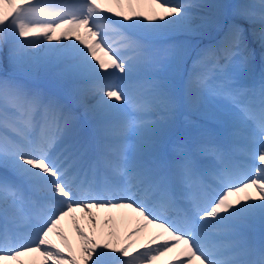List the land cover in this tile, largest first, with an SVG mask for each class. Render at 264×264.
I'll use <instances>...</instances> for the list:
<instances>
[{"label": "snow or ice", "instance_id": "snow-or-ice-1", "mask_svg": "<svg viewBox=\"0 0 264 264\" xmlns=\"http://www.w3.org/2000/svg\"><path fill=\"white\" fill-rule=\"evenodd\" d=\"M5 49L0 264H264V0H0Z\"/></svg>", "mask_w": 264, "mask_h": 264}, {"label": "rangeland", "instance_id": "rangeland-1", "mask_svg": "<svg viewBox=\"0 0 264 264\" xmlns=\"http://www.w3.org/2000/svg\"><path fill=\"white\" fill-rule=\"evenodd\" d=\"M4 58H6V49H5V54H3ZM0 59V74L2 75L5 72H10L11 68L8 64L7 59Z\"/></svg>", "mask_w": 264, "mask_h": 264}, {"label": "bare ground", "instance_id": "bare-ground-1", "mask_svg": "<svg viewBox=\"0 0 264 264\" xmlns=\"http://www.w3.org/2000/svg\"><path fill=\"white\" fill-rule=\"evenodd\" d=\"M231 0H223V2H230ZM232 2H235V1H232ZM4 58L3 55H0V59L2 60ZM4 59H7V58H4ZM122 232H123V229H122Z\"/></svg>", "mask_w": 264, "mask_h": 264}]
</instances>
